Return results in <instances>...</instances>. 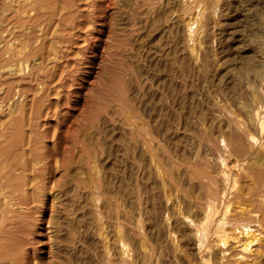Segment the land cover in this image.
<instances>
[{"label":"rangeland","instance_id":"1","mask_svg":"<svg viewBox=\"0 0 264 264\" xmlns=\"http://www.w3.org/2000/svg\"><path fill=\"white\" fill-rule=\"evenodd\" d=\"M263 169L264 0H0V264H264Z\"/></svg>","mask_w":264,"mask_h":264},{"label":"bare ground","instance_id":"2","mask_svg":"<svg viewBox=\"0 0 264 264\" xmlns=\"http://www.w3.org/2000/svg\"><path fill=\"white\" fill-rule=\"evenodd\" d=\"M26 125H27V124H25V126H26ZM28 127H29V126H28ZM13 128L15 129L14 126H13L11 129H13ZM33 128H34V127H33ZM17 129H18V128H17ZM28 129H29V128H28ZM20 130H21V129H19V131H18V130H16V131H17V132H20ZM23 130H24V129H23ZM11 132H13V131H11ZM23 132H25V131H23ZM26 132H28V131L26 130ZM31 132H33V131L31 130ZM31 132H30V133H31ZM24 134H25V133H24ZM24 134H23V135H24ZM26 134H27V133H26ZM27 135H28V134H27ZM31 135H32V134H30V136H31ZM22 138H23V137H22ZM28 139H29V136H28ZM31 140H32V139H31ZM35 140H36V139H35ZM35 140H34V141H35ZM27 141H28V140H27ZM29 141H30V140H29ZM29 141H28V143H29ZM32 141H33V140H32ZM35 142H36V141H35ZM37 142H38V141H37ZM37 142H36V143H37ZM28 143H27V145H29ZM252 143L255 145V144H256V140L253 139V140H252ZM25 144H26V142H25V143H22V145H24V146H25ZM32 144H34V143H32ZM32 144H31V145H32ZM2 146H3V144H2ZM7 146H9V145H7ZM10 146H11V145H10ZM29 146H30V145H29ZM26 147H27V146H26ZM26 147H25L24 149H27ZM32 147H33V146H32ZM2 148H3V147H2ZM2 148H1V149H2ZM8 148H9V147H8ZM30 148H31V146H30ZM225 148H226V147H225ZM225 148H224V150H225ZM5 149H6V148H5ZM28 149H29V148H28ZM242 149H243V147H241V146L238 147V148H236V150H238V151H241ZM3 150H4V149H3ZM3 150H2V151H3ZM7 150H8V149H7ZM21 150H22V149H21ZM31 150H32V149H31ZM31 150H30V151H31ZM26 151H27V150H26ZM225 151H226V150H225ZM3 152H4V151H3ZM21 152H22V151H21ZM227 152H228V151H227ZM236 152H237V151H236ZM29 153H30V152H29ZM240 153H243V151L240 152ZM225 154H226V153H225ZM19 155H20V154H19ZM21 155H22V153H21ZM24 155H25V154H24ZM16 156H17V155H16ZM39 162H40V161H39ZM10 166H12V165H9V167H10ZM9 167H7V168H8V170L11 171V168L9 169ZM204 168H205V167H204ZM256 168H260V167H256ZM262 168H263V167H262ZM255 170H256V169H255ZM255 170H254L253 172H256V171L258 172V170H256V171H255ZM263 170H264V169H263ZM195 171H196V170H195ZM261 171H262V170H261ZM261 171H260V173L262 174L263 172H261ZM200 172H203V171H200ZM204 172H205V169H204ZM204 172H203V173H204ZM260 173H259V174H260ZM9 174H10V173H8V175H9ZM204 174L206 175L207 173H204ZM255 174H256V173H255ZM8 175H7V176H8ZM198 175L202 176V173H201V174H198ZM263 175H264V173H263ZM263 175H262V176H263ZM11 176H12V174H11ZM256 176H258V175H256ZM262 176L259 175V177H261V178H262ZM9 177H10V176H9ZM263 177H264V176H263ZM11 178H12V177H11ZM9 179H10V178H9ZM13 179H14V178H13ZM31 179H33V178H31ZM258 179H260V178H258ZM263 179H264V178H263ZM0 180H1V179H0ZM10 180H12V179H10ZM8 181H9V180H8ZM8 181H7V182H8ZM1 182H2V181H1ZM27 182H28V181H27ZM27 182H26V183H27ZM4 183H5V182H4ZM4 183H3V184H4ZM28 183H29V182H28ZM28 183H27V184H28ZM0 184H1V183H0ZM19 198H20V197H19ZM21 198H22V197H21ZM20 200H22V199H20ZM24 202H25V200H24ZM20 203H21V202H20ZM22 204H24V203L22 202ZM209 208H210V209H209V213H211V212L214 210V206H210ZM3 215H6V214L4 213ZM7 215H8V214H7ZM7 215H6V217H7ZM18 216H19V215H18ZM8 217H11V216H8ZM13 217H15V216H13ZM16 217H17V216H16ZM16 217H15V219H16ZM3 218L5 219V217H3ZM3 218H2V219H3ZM17 218H18V217H17ZM2 219H1V220H2ZM4 219H3L2 221H5ZM13 219H14V218H13ZM17 221H18V220H17ZM7 222H9V221L7 220ZM10 222H11V221H10ZM15 222H16V221H15ZM12 223H14V222H12ZM16 223H17V222H16ZM16 223H15V224H16ZM1 225L3 226V224H1ZM7 225H8V224H7ZM11 225H12V224H11ZM13 225H14V224H13ZM14 226H15V225H14ZM4 227H5V225H4ZM4 227H3V228H4ZM6 227H7V226H6ZM9 228H11V227H9V225H8L7 229H4L5 234L2 235V236H0V247H1V249H2V242H3L4 240H8V238H9V237H8V234H10L9 231H8ZM11 229H12V228H11ZM11 229H10V230H11ZM6 232H7V235H6Z\"/></svg>","mask_w":264,"mask_h":264}]
</instances>
